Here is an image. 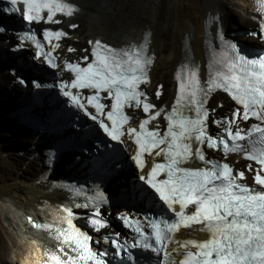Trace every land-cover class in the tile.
I'll list each match as a JSON object with an SVG mask.
<instances>
[{
  "label": "snow or ice",
  "instance_id": "6c2138e0",
  "mask_svg": "<svg viewBox=\"0 0 264 264\" xmlns=\"http://www.w3.org/2000/svg\"><path fill=\"white\" fill-rule=\"evenodd\" d=\"M5 2L10 5L2 9L5 14H20L23 4L22 18L29 24L40 21L59 24L61 21L54 19L58 13L70 17L78 11L64 0ZM259 27L264 39V20ZM5 30L0 26V33ZM42 35L44 41L67 37L63 30L45 29ZM150 36L148 32L144 42L119 48L100 39L89 40L91 61L85 55L79 62H66L67 71L73 74L70 83L57 80L52 85L65 98L64 103L91 121L108 141L122 145V138L127 136L134 142L135 150L129 159L138 172L135 178L162 205V212L146 213L144 222L131 213L117 215L123 226L135 235L131 242L125 240L122 243L119 234L116 238L104 237L110 242L113 260L116 264H138L133 251L138 249L156 257L154 264H177L169 244L181 243L176 239L181 229L200 226L198 230L208 233L210 238L183 241L186 251L181 264H264V55L250 58L243 54L237 43L218 32L220 47L210 49L207 80L200 78L199 65L181 64L176 74L178 95L171 109L166 111L167 126L161 132L159 123L151 128L149 125L158 121L165 109H156L146 92L141 90V85L150 82L149 70L154 61L149 49ZM20 38L35 44L36 55H43L52 69L58 67L51 51H45L46 46L35 31L23 32ZM75 51L68 48L70 53ZM32 83L38 86L36 81ZM162 87L157 89V99L162 94ZM85 89L89 90V95L82 94ZM217 90L227 93L241 108L233 111L231 120L227 117L213 120L212 123L222 127V131L212 135L209 117L210 111L215 109H209L207 104ZM102 93L106 95L102 97ZM102 99L111 103L105 104ZM141 108L147 118L134 127L129 123L133 116L126 109ZM237 117L244 122L254 118L256 122L245 130L236 124ZM206 149H219L225 158L238 153L248 161H254L259 166L254 177L259 187L241 183L245 179L244 171H236L233 165L210 157ZM153 154L157 159L163 158V162L153 163L140 174L139 170L146 168L145 155ZM197 161L202 166H190ZM248 171H253L252 164L248 165ZM67 191L73 197H81L82 202L72 199L59 210L64 227L58 232V238L67 250L61 247L63 258L58 259L57 264H112L106 252L93 250L92 235L74 223V209H92L87 215L88 224L96 230L104 228L108 221L102 209L110 203L109 198L99 185L94 189H85L83 185L69 186ZM138 194L139 190H134V196Z\"/></svg>",
  "mask_w": 264,
  "mask_h": 264
},
{
  "label": "bare ground",
  "instance_id": "6f19581e",
  "mask_svg": "<svg viewBox=\"0 0 264 264\" xmlns=\"http://www.w3.org/2000/svg\"><path fill=\"white\" fill-rule=\"evenodd\" d=\"M67 1L79 6L81 11L74 19L69 20L64 28L68 29V26L75 24L77 18L86 19L82 30H79V26L77 30L70 32V45L102 39L121 47L131 42H140L147 30L152 33L150 48L151 53L155 55V64L150 72L149 87L154 89L152 95L158 85H163L159 83L166 82L167 76L170 75L171 79L170 89L166 92L163 85L161 103L172 101L175 90L173 74L186 55L183 49L187 40L194 59L201 61L204 72L205 35L209 31L215 34L219 23L224 32L229 29L228 7L236 8L240 24L249 25L248 28L253 26L250 0ZM216 17L219 19H214ZM4 48L8 49L9 45L0 41V67L11 62L17 64L21 57L14 60L7 51L2 52ZM24 59L29 60L28 57ZM5 70L6 72L0 71V85L2 81H8L3 88L15 80L8 75L9 68L6 67ZM12 90L18 92L15 93L17 102L22 105L28 103L29 89L24 91L15 87ZM3 94L4 90L2 96ZM217 97L226 106L230 104L223 95ZM10 101L4 99L3 103L0 102V118H11L5 107ZM11 123L16 124V121ZM22 130L20 128L17 137L29 143L23 153L19 149H13L15 156L10 157L7 155L9 152L3 149L4 144L0 143V264H42L46 260L47 250L61 248L63 244L59 238H53L48 232L37 229L35 224L47 223L51 217L48 212L51 207L62 208L73 199L70 193L52 190V177L49 180L45 178L47 166L44 151L47 150L48 144L44 136L39 137L38 132L33 130L31 136L24 135ZM42 142L44 145L41 147ZM187 237L200 239L206 235L194 230L180 236L181 239ZM181 248L182 245L178 246L177 250Z\"/></svg>",
  "mask_w": 264,
  "mask_h": 264
},
{
  "label": "rangeland",
  "instance_id": "374dc122",
  "mask_svg": "<svg viewBox=\"0 0 264 264\" xmlns=\"http://www.w3.org/2000/svg\"><path fill=\"white\" fill-rule=\"evenodd\" d=\"M235 9L236 8H234V7H228V10H229V13H228V21H229L230 24H229V29L225 33L228 34V31L236 32L233 37H231V36H228V37L231 38V39H236V40L239 39V40H247V41H250V42H255L254 39L244 38L242 35H239V32L240 31H242V30L244 31V30H247V29H251V28L254 27L255 24L252 23L253 26L251 28H248L249 25L248 26L247 25L245 26V25L240 24V22H238V13L235 11ZM208 10H210V9L208 8ZM76 20L77 21H76L75 24L78 25V27L80 26V29L79 30H82L83 27L86 25V23H85L86 22V19H84V18H77ZM250 26H251V23H250ZM167 41H169V39ZM86 43H84V41H83L79 45H72V46H76L79 49H84V48H87ZM73 44H75V43H73ZM6 67H8V64L5 65L4 67L3 66L0 67V71L3 70V72H6V70H5ZM169 76H167L166 82L159 83V84H163L164 85L165 92L170 89L171 79H169ZM173 76H174V74H173ZM7 82H8L7 80L6 81H2V84L0 85V96H2V93H3L2 88L7 85ZM151 90L153 91L154 89L151 88ZM15 93H18V92L16 91ZM18 96L20 97L21 94L19 93ZM4 99H5V97H3V96L0 97V102L3 103L4 102ZM12 121H13L12 118H10V119L0 118V125H1L0 126V143L4 144L3 149L6 150L7 152H9L7 155H9L10 157L15 156L14 155L15 153H14L13 149H19V150H21V153H23V151L26 150V147H28V145H29L28 142H26V141L24 142V140L19 139L17 137L18 136V133L20 132V128H21V130H22V128L23 129L24 128L26 129L25 131L22 130V133L24 135H30V136L32 135V129H29L27 126H23L22 124L17 123V122H16V124H13V123H11ZM9 127H10V129H9ZM42 145H44V143L41 144V147H42ZM9 156H7V157H9ZM66 156H67L68 159H71V160L75 159L74 153H66ZM68 168H69L68 163H66L64 161H61L60 164L57 167V170L52 174V178L55 179V178H57L59 176H68L70 174V172H67V169ZM2 221H3V218H2ZM5 223H8V222H5Z\"/></svg>",
  "mask_w": 264,
  "mask_h": 264
},
{
  "label": "water",
  "instance_id": "95a60500",
  "mask_svg": "<svg viewBox=\"0 0 264 264\" xmlns=\"http://www.w3.org/2000/svg\"><path fill=\"white\" fill-rule=\"evenodd\" d=\"M244 31H246V30H244ZM244 31L242 30L239 33L241 34ZM234 33H236V32L228 31V35H232ZM10 86L11 85H9L6 88H2V90H4L3 97H5V99H7L9 101H10V99L13 100V101L8 102L7 103L8 105H5V107H6V111L10 113L11 118L17 122V118L14 117V115H15L14 113H15L16 110H18L21 107V104L19 102H17V100H15V99H17V96H15L16 95L15 92H12L13 88L10 87ZM61 161H64V162L68 163V165H70V166L73 165V160L68 159L66 155L63 156ZM108 191L111 193L112 196H114V193L110 189Z\"/></svg>",
  "mask_w": 264,
  "mask_h": 264
},
{
  "label": "trees",
  "instance_id": "16d2710c",
  "mask_svg": "<svg viewBox=\"0 0 264 264\" xmlns=\"http://www.w3.org/2000/svg\"><path fill=\"white\" fill-rule=\"evenodd\" d=\"M25 79V78H24ZM17 123H19L18 121H17ZM67 172H68V169H67ZM60 174V173H59Z\"/></svg>",
  "mask_w": 264,
  "mask_h": 264
}]
</instances>
